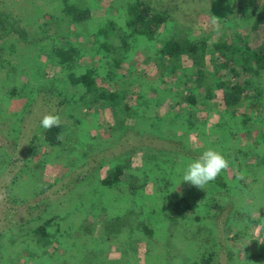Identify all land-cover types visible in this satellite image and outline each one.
I'll use <instances>...</instances> for the list:
<instances>
[{
	"label": "trees",
	"instance_id": "16d2710c",
	"mask_svg": "<svg viewBox=\"0 0 264 264\" xmlns=\"http://www.w3.org/2000/svg\"><path fill=\"white\" fill-rule=\"evenodd\" d=\"M113 1L118 7L110 14L94 0H9L8 4L0 0V71L3 81L14 84L2 87L3 97L6 101H30L46 94L57 109L74 104L75 109L89 112L82 119L60 117L59 126L43 132L46 150L59 149L58 157L74 156L73 163L88 158L87 151L107 144L105 135L123 139L131 131L138 136L181 141L184 149L195 154L176 153L174 157L173 152L158 151L141 168L133 167L124 154L118 164L106 162L103 187L91 183L87 189L69 194L67 208L30 230L32 243L56 257L59 264H71V259L76 262L79 253L85 254L90 264H140L139 252L131 245L146 240L156 243L155 239L162 237L171 248L180 246L184 257L180 264H219L218 253L211 246L217 237L216 214L226 200L237 203L243 181L237 175L228 178L226 168L202 190L183 182L182 176L186 166L207 149L237 163L239 171L264 175L263 142L249 144L242 139V132L258 123V115H264V0H233L227 12L209 13L207 23L203 20L202 26L183 27L179 37L169 33L171 23L178 26V18L154 8L152 1ZM20 3L26 6L20 7ZM12 4L22 9L20 15L15 17L9 11ZM54 16L60 31L53 34L50 21ZM62 27H67L66 31H61ZM14 35L20 44L12 43ZM140 52L146 57L142 64L133 59V54ZM71 63L76 64L72 71L67 67ZM66 79L79 93L73 96L67 88L59 87ZM156 81L161 87L145 97L142 88ZM127 86L132 89L130 94ZM6 101L0 102V119L8 128L1 132L9 139L18 127L15 114L2 105ZM210 103L213 110L208 108ZM198 113H213L218 118L209 129L215 141L207 134L198 135V125L206 121ZM106 116L112 117L107 121L110 124L101 126ZM155 119L161 124L160 131L154 130ZM179 122L183 123L181 135L177 134ZM92 129L98 131L96 136ZM67 131L70 139L65 137ZM191 133L196 142L205 140L204 144L191 148ZM250 154L255 155V161L249 159ZM9 165L2 161L1 171ZM31 177L25 174L14 185L32 183ZM150 184L153 205L140 196ZM21 195L16 193L15 202ZM262 196L251 197L264 200ZM98 229L103 232L96 237ZM126 234L131 245L123 248L117 244L122 256L111 259L107 250L112 239L118 241ZM53 243L57 248L50 253ZM144 252V264H157L161 254L156 247Z\"/></svg>",
	"mask_w": 264,
	"mask_h": 264
},
{
	"label": "rangeland",
	"instance_id": "374dc122",
	"mask_svg": "<svg viewBox=\"0 0 264 264\" xmlns=\"http://www.w3.org/2000/svg\"><path fill=\"white\" fill-rule=\"evenodd\" d=\"M6 1L8 4L9 0ZM11 1L13 2V0ZM94 1L105 10H109L110 14L118 7L117 4H113V0ZM143 1H152L154 8L159 11H167L178 18V26L171 23L169 28V33L174 37H179L181 32H184L183 27L193 28L198 25L202 26L203 20L204 23H207L208 19L211 17L209 15L211 12H214L215 16L222 12H227L226 10L231 7L233 2V0ZM240 1L245 2L246 0ZM258 4L260 3L257 2V5ZM23 6H26V4L20 3V7ZM20 7H13L12 4L9 7V11H13L16 17L22 12ZM54 18H56V16H54ZM50 23L53 34L60 31L58 29L59 22L57 18L53 20L51 17ZM117 23H120V21H117ZM211 25L212 24H210V26ZM64 26H66V24H64ZM63 27L61 31H66L67 27ZM194 34H198L197 30ZM32 35L31 33L28 34L29 37ZM35 35L38 34L36 33ZM12 37V43L18 44L20 42L18 38H16L17 36L14 35ZM73 40H76V38ZM1 43L0 40V45ZM21 44L23 45L22 47H26L24 43ZM135 54H133V59L140 61L142 64L146 59L143 55L144 53L140 52L138 55ZM14 59H16V57ZM75 66V63H71L67 67L72 71ZM146 69L149 70L150 68L146 67ZM2 75L0 71V102L6 101L5 97H3L4 93L2 92V87L4 85H6V87H12L14 85L13 81H3ZM211 80H215L214 76H212ZM160 84V81H156L155 84H145L142 88V94L145 97L146 95L148 96L151 92L150 90L158 89V87L160 88ZM58 85L62 89L67 88L70 95L74 96L79 93L72 88L67 79L64 82H59ZM126 91L130 94L132 92L131 87L127 86ZM35 96L37 97L38 95ZM49 99L50 98L47 97L46 94H40L39 97L34 100L32 99L33 102H31L32 100L26 101L24 98L10 99L2 104L5 105L6 109L8 108L10 112L15 114L18 132L15 133L14 131L11 137L7 139L1 131L6 130L8 126L4 120L2 121L0 119V163L5 160L10 164L9 167L3 168V170L6 169L4 172L0 169V264H59L56 257L47 255L44 253L45 250H40L38 246L32 243L33 239L29 232L32 229H37L42 226L46 220L56 216L61 212L60 209L67 208L66 201L69 198V194L87 189L91 183L97 188L103 187V181L106 178V171L108 169V164H106V162L111 161L114 163L117 162L118 164L120 163V156L124 154L125 159H129L133 167L141 168L144 164L151 162L152 154H158V151L160 153L163 151L166 153L173 152L172 155L174 157H177L176 153L179 155L187 152L190 153V155L195 154L193 150L184 149L185 145L181 141H167L158 135H153L152 137H148L149 135H146V137H144L145 135L138 136L137 132L131 131L130 135L127 134L123 139L121 135L113 134L115 136L112 137H109L108 134L105 135L104 138H107V144H104L102 147H96L94 152L87 151L90 154L88 158L83 159V157H80L77 162L73 163L71 160L74 156L71 157L66 154L62 157H58L57 154L59 149L57 150V148H54V150H46L47 148L43 145L44 128L40 126V121L45 115L49 114L58 115L62 120L66 119V116L72 117L73 115L82 119V116L89 112H81V108L75 109L76 107L74 104L72 108L67 106L63 109H57ZM29 102H31L30 105L26 107V104ZM212 107L213 104L210 103L208 108L213 110ZM73 109L75 112H73ZM166 111L167 110H165L164 113ZM199 114L200 113H198V115ZM214 115L213 113L210 115L208 113H201L199 116L206 118V121L202 120L203 122L198 125L200 127L198 135L204 137L207 134L210 141H215L216 139V136L209 131L210 126L218 122V118ZM91 118L92 117H89V119ZM105 118L106 120L104 123L100 124L101 126L110 124V122L107 121L112 117L106 116ZM152 125L155 131L161 130V124L158 119L153 120ZM263 125L264 115H258V123L251 125L248 131L242 132L244 143L251 144L252 142L258 143L261 141L264 144ZM177 130L178 135H181V131H184L182 122H179ZM90 132L95 136L98 133L95 129H92ZM68 134L69 131H67L65 137L70 139V135L69 137L67 136ZM190 135L191 148L196 149L200 144H204L203 142H205V140L203 142L200 140L196 142V135H194V133ZM80 151L82 153L84 151L85 153L86 149L82 148ZM254 153L256 155V151H254ZM250 155H252V157L250 156L249 159L255 161V155ZM174 160H176V158ZM228 162V178H233L237 175L239 176L238 180L243 181V185L240 188L241 190L238 195L239 198H237L239 199L237 203H232L230 199L229 201L226 200V202H223V207L219 208L217 211V237L216 240H213L211 246L214 247V250L218 253L219 264H264V208H262L264 207V200L261 198L256 200L251 197L252 195L263 197L264 175L254 174L250 171L249 174L244 173L235 168L237 167V163L235 164L231 162V160ZM180 170L181 167L179 168V171ZM25 174L33 175V177L28 179L32 183L24 182L21 184L17 183V186L14 185V181L21 179ZM255 179H259V182L255 183L253 181ZM14 187L15 190L12 191L11 189ZM17 187H19L20 190ZM151 188L152 184L148 185L145 188V192L140 194L141 198L149 205L155 203ZM16 193H23V195L17 198L19 199L17 200L18 202H15ZM254 203H257L259 206H254ZM234 204L235 207L233 206ZM226 219L228 223H226ZM64 224L65 223H63V225ZM98 227L102 229L100 225L97 226V228ZM102 232L103 230L95 231L96 237H99ZM120 239L118 241L112 239V244L108 247L107 255H109L111 259H120L122 256L117 244L125 248L131 242L130 236L127 234L123 239ZM155 241L157 242L153 243L152 241L146 240L135 246L130 244L133 251L137 250L139 252L140 264H144V250H149L150 247H156L161 254H159V260L155 263L163 264L169 261L171 264H180V258L184 257H182L183 255L181 254L182 252L179 245L176 244L177 246H175V248H171L168 240L162 237H159L158 240L155 239ZM214 243L216 244L214 245ZM52 246L53 247L49 248L50 253H54L57 248V245H54V243ZM151 249L155 254L158 253L155 252L156 250L154 248ZM79 254L80 255H77L76 262H72L71 257H69L71 259V264L91 263V260H89L85 254ZM257 254H261L263 257H256Z\"/></svg>",
	"mask_w": 264,
	"mask_h": 264
},
{
	"label": "clouds",
	"instance_id": "9594fccd",
	"mask_svg": "<svg viewBox=\"0 0 264 264\" xmlns=\"http://www.w3.org/2000/svg\"><path fill=\"white\" fill-rule=\"evenodd\" d=\"M59 124L58 115H45L40 121V126L44 129H51ZM228 166L229 162L222 153L207 149L186 166L182 180L203 190L205 185L215 181L216 177Z\"/></svg>",
	"mask_w": 264,
	"mask_h": 264
}]
</instances>
